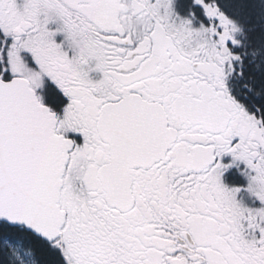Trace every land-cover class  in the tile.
I'll return each instance as SVG.
<instances>
[{
  "label": "snow or ice",
  "instance_id": "6c2138e0",
  "mask_svg": "<svg viewBox=\"0 0 264 264\" xmlns=\"http://www.w3.org/2000/svg\"><path fill=\"white\" fill-rule=\"evenodd\" d=\"M0 264H264V0H0Z\"/></svg>",
  "mask_w": 264,
  "mask_h": 264
}]
</instances>
